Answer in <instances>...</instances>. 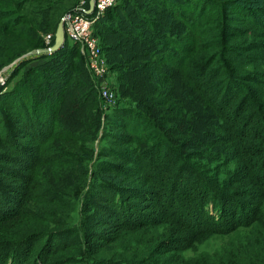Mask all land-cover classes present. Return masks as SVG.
<instances>
[{
    "label": "trees",
    "instance_id": "1",
    "mask_svg": "<svg viewBox=\"0 0 264 264\" xmlns=\"http://www.w3.org/2000/svg\"><path fill=\"white\" fill-rule=\"evenodd\" d=\"M35 1L41 5L37 9L38 21L19 11L21 0H0V4L6 6L0 8V65L22 49L44 47L39 46L38 30L42 29L45 18L54 7L46 0ZM134 1L118 0L92 24L97 38L99 30L106 32L107 37L101 35L104 40L99 43L101 51H108L105 59L111 69H116L118 91L131 93L133 104L118 103L110 117L105 115L108 122L123 131L111 133V140L119 142L120 147L108 143L100 145L93 164V170L98 172L92 170L88 173L93 181L79 201L81 210L84 206L86 210L88 206L91 208L87 215L91 224L106 225L103 229L107 233H88L90 239L108 238L106 243L118 241L119 230L124 227L138 230L161 226L163 229V217L167 216L168 209L157 207L154 216L149 215L145 221L136 220L138 212L131 201L138 196L150 199L152 195H156L154 200L157 201L164 188L173 189L182 184L178 192L192 188L181 193L187 198L181 206L190 213L187 219L190 222L187 224L183 218H176L174 212L167 222L191 231L195 226H201V220L208 221L205 214L211 209L217 213L213 223L219 225L218 230L230 232L240 226L247 228L244 233L236 235L233 242L223 246L224 253L213 263L264 264V212L261 210L264 172L259 176L255 169L259 164L264 165V159L261 161L264 156V0H145L146 6L155 10L152 18L145 14L147 9L141 12L139 3ZM156 14L167 17V22L159 23L163 31L150 37L144 28L153 32L159 22ZM111 34H117L119 39L107 40ZM52 41L53 37L50 43ZM78 51L75 44L64 39L55 50L37 53L34 61L26 65L27 69L39 65L32 75L38 82L36 92L31 88L30 93L23 89V106L15 95L8 100L3 98V102L12 108L13 103L19 102L18 112L23 114V125L13 131L8 125L5 130L3 117H0V144L8 148L0 152V161L12 163L13 168L19 165L5 173L22 181V186L19 185L20 191L13 196L0 184V264H45L48 257V262L68 264L73 259L70 253L78 249V235L68 225L79 199L77 189L70 191L68 182L61 185L48 181L49 174L57 172L60 166L64 170L72 166L70 162L76 163L74 154L59 140L67 139L70 145L74 139L84 138L63 126L61 115L65 93L76 86L75 76L69 74L73 68L79 70L78 78L85 72L78 62H81ZM64 68L65 75L62 76L60 72ZM84 75L83 79H86L88 74ZM139 77L145 80L142 87L136 84ZM71 79H74L73 85ZM89 80L83 82L87 85L85 92L69 99L75 114L80 116L77 118L79 127L93 126L81 121L84 117L94 116L96 123L99 117L96 99H90L97 95ZM186 109L196 116L211 118L209 122L213 123V128L225 134L219 137L227 146V151L221 154L235 158L233 172L246 170L244 174L252 178L245 190L237 191L212 173L189 166L186 167L192 170L195 187L189 181L188 173L185 177L183 173L187 170H184V163L180 164L181 154L171 144L175 143L176 147L184 144L182 142L188 144L190 137L174 132L176 123L184 120L189 131L194 132L192 142H197L194 141L195 132L200 131L194 128L199 121L187 119L188 114L183 117ZM234 119L236 123H233ZM16 121L11 117L8 123L15 124ZM97 125L94 126L97 128ZM228 131L232 135L226 134ZM21 135L28 137V141H22ZM51 139L58 140V143ZM130 142L133 145H128ZM48 143L53 151L47 152L45 146ZM164 149L172 155L158 162ZM260 151V157L254 156ZM199 152L206 156L211 149L206 147ZM54 157L60 160L52 159ZM62 158H66L65 161ZM21 170L26 173L18 174ZM105 172L137 178L133 181L136 183L134 191L123 195ZM23 181L28 183H24L25 190ZM257 186L263 193L262 200L257 197ZM64 187H68V195L63 191ZM65 196L69 198L64 199ZM84 230L83 235L88 229ZM133 243L127 244L125 252L118 254H123L120 264H156L159 261L148 243ZM64 250L66 255L56 256Z\"/></svg>",
    "mask_w": 264,
    "mask_h": 264
},
{
    "label": "rangeland",
    "instance_id": "2",
    "mask_svg": "<svg viewBox=\"0 0 264 264\" xmlns=\"http://www.w3.org/2000/svg\"><path fill=\"white\" fill-rule=\"evenodd\" d=\"M46 1L47 4H49V6H52L54 8L53 10H51L52 11L51 14H49L45 18L42 25V29L38 30V35L40 37L39 46H48L51 44L50 42L53 37L54 25L56 23L57 18H61V16L66 11L72 9L78 3L79 0H46ZM137 2L139 3V9L141 12L147 9L148 11H145V14L151 18L154 16L155 10L149 9V7L146 6L145 0H137ZM184 6L186 7V4ZM4 7L6 6L0 4V8H4ZM40 7L41 5L37 3L35 0H25L24 2L23 0H21V6L19 8V11L22 14L26 15L27 17L33 18L34 21H38L40 17L37 9ZM128 7H131L130 4ZM125 10H128V8L125 7ZM134 11H136V9H134ZM157 15L159 14H156V16ZM122 16L127 22L128 19H126L124 15ZM157 17H158L157 20L159 22H157L158 24L154 26L152 33L150 32L151 31L150 28L147 27L144 28V31L147 32V34L150 33V37L151 35L158 36L163 31L162 26H160L159 23L163 25L167 22V17L161 15ZM100 22L101 20L98 22V24ZM110 23L112 24V22ZM103 34L105 37H107L105 31H100V30L98 31V38L100 39L99 43L100 42L104 43V40L102 39L101 36ZM117 37H119L117 34H111L107 38V40H113ZM29 50L30 49H25V50L22 49L15 56L3 62L0 65V69L3 68L2 70L3 82L0 84V99L2 97V99L0 100V108L2 107L4 108V109L2 108L3 110L0 109V117L1 116L3 117L2 124L5 130H8V125L12 128V131L14 129L16 130L20 129L19 125H23V114L18 112L19 111L18 103L20 102V104L23 106V102L21 101L23 100V89L25 88L26 91H28V93H30L31 89H34V91L36 92V88L38 86L37 79L35 77L32 78V75L35 73L36 69H39L38 67L39 65H33L28 69L26 68L27 67L26 65L31 64L32 61H34L35 59L34 57L36 56V54L40 52L29 53L28 52ZM102 52H104L102 55L105 60V65L107 66L110 73L109 74L110 76H108L110 83L109 86L114 93V97L110 101H105V99L98 93V86L95 85V80L91 76L85 64V57L80 52L79 54L81 57V62L80 61L78 62L82 65L81 67L84 68L83 70H85V72L81 69L83 72L81 73L82 75H80V78H78L79 76L78 74H80L79 70L73 68V70L71 69L72 71L70 74L69 71L67 70L68 74L71 75V77L75 76L74 79L76 80L74 83H76V86L70 90L68 89L67 92L65 93L63 97V103L61 104V115L63 119L62 120L63 126L68 128L70 131H73V133H77L81 136H84V138L83 139L76 138L71 142L70 145L67 139L59 140V142L62 141L64 143V147L68 151H70V153L72 152L74 154L73 155V157L75 158L74 160L76 163H79V166H76L77 164L76 163L74 164V162H70L72 166L65 168L64 170H62L60 166V169L57 172L55 171L51 172L48 178V181L50 182L54 181V183L56 184L62 185L63 182L65 183L68 182L70 191L72 189H77V194L79 195L78 202L71 212V218L70 221L68 222L69 223L68 225L74 228V231L78 235L80 242L78 243L77 246L78 249L75 252L70 253L71 258L73 259L70 262H68V264H93L94 262L97 264H112V263L120 264L119 259L123 257L121 256L123 254H120L119 256L118 254L125 252V248L127 244L133 245L134 244L133 242L148 243V245L154 251L153 256L159 259L158 261L159 263L157 262L156 264H211V262L213 263L217 258L219 259V257L224 253L225 250L223 246L229 244L230 242H233L235 240L234 237L236 238V235L238 234L240 235L241 233H244L247 230V228L240 226L231 230L230 232H223L224 230H218L217 227H219V225L213 223V221L215 220L214 214L216 215L217 213L216 212L213 213V210L211 209H209V212L205 214L209 218L208 221L201 220L200 222L201 226H195V228L191 229V231L184 230L178 224H174L173 222H167L169 221V219H171L170 215L173 214L172 212H174L177 215L175 216L176 218L179 216L185 220V223L189 224L188 222H190L187 221L188 216H190V213H188V210L186 211V209L182 208L181 206V204L186 203L185 201L187 200V198H183L181 196V193L183 191H188V190L191 191L192 188H186L183 191L178 192L182 184H177L176 188L173 189L164 188V190L160 194H158L160 195L158 197V199L160 200L157 201L154 200V197L156 195H152L150 199H146V198L143 199L142 196H138L135 198L134 201H131V204L135 207V212L136 211L138 212V216L136 220L145 221L149 215L154 216L157 207L158 209H168L169 211L167 210L168 211L167 216L163 217L164 219L163 229H161V226H158L157 228L145 227L138 230L131 229L132 227H124L119 230L120 233L117 236L118 241H114V242L112 241L110 243H106L108 238H106L105 240H96L94 238L90 239L88 233H93L96 231L107 233L106 229H103L106 225L100 226L99 224H95V223L91 224L90 217H88L89 216L88 212L91 211V208L88 206L87 207L88 209L86 210L84 206V208H82L81 210L79 201L81 200L80 198L85 193V191L88 190L89 183L93 181V179H91V177L88 176V173L94 169L93 164L95 163V160L98 157L97 150L99 149L100 145L102 143H108L109 145L111 144L120 147L121 144L119 142L117 143V141L111 140L113 138L111 136V133L112 131H123L121 128L115 127L113 124L108 122V120L105 119V115L110 117L111 113H113L114 111L113 109L117 108L118 103L120 105L124 103L133 104V101L130 100L132 99L131 93L122 94L118 91L119 89L118 87H116L117 80H115L116 69L115 70L111 69L109 63L107 62V59H105L108 51L103 49ZM39 55H45V54H39ZM74 61H77V59ZM64 70L65 68L62 70V72H60L62 76L65 75ZM85 73L88 74L87 78L91 80L92 85L96 91L97 97L92 96L90 99L93 98L96 99L95 107L99 111L98 114L99 117L97 123L94 116H89L88 118L84 117L83 120L81 121L87 122L91 125L93 124V126H88L86 124L82 127H79L80 120L77 118H79L80 116L79 115L77 116L75 114L74 105L71 102H69V99H72L76 95L86 91L87 85L83 83L84 80H86L87 82V78L83 79V75ZM74 79H71L70 83H72ZM144 81H145L144 78L139 77L140 84L138 82H136V84L139 85V87H142L141 84H143ZM44 94H47L46 91H44ZM14 95L17 96V98L19 97L18 100L19 102L13 103V105L10 104L13 106L12 108L6 102L5 103L3 102V98L4 100L7 98L10 99L14 97ZM5 112H7V114H5ZM187 114L189 115L187 119H194V121H199L197 122V124L199 125L194 128L196 129L195 131L197 130L200 131V132H195L196 136L194 138L195 139L194 141L197 142L196 143L192 142V137L194 132L189 131V125H185L186 120H184L182 123H176L174 127L175 128L174 132L181 133L182 136L187 135L186 137H190L188 144L187 142H182L184 144H177L178 148L176 147L175 143L171 144L173 148L177 149L178 153L181 154L182 156L179 157L181 159L180 164L182 165V163H184L183 164V166L185 167L184 170L185 169L187 170L183 173L185 177L187 178V173H188V177L190 178L189 181H191L195 187V180L194 177H191L192 170H190L189 167L196 170L201 169V171H204V173H208V174L212 173L217 177L218 180H222L224 183L227 184L230 183V185L234 186L233 189H237V191L238 189L245 190L251 184L252 178L244 174L245 172H247L246 170L244 172H242L241 170H237L236 172H233L235 170L234 165L236 164L235 158H229V157L227 158L223 156L224 153L221 154L222 151H225L227 149V146L221 143L219 137L225 134L223 132H220L218 129L213 128L214 127L213 123L209 122L211 118L202 117L200 115L196 116L194 113L186 109L183 112V117L185 116L187 117ZM11 117H13V119H17L18 121H16L15 124L8 123L10 122ZM215 118L218 119L217 116ZM233 123H236L235 119L233 120ZM95 124L96 125L98 124L97 128L94 126ZM236 127L237 125L235 126L234 124L233 128L236 129ZM21 134H23V130ZM226 134L232 135L230 131L226 132ZM22 136L23 135H21V137ZM28 139H29L28 137L23 136L22 141H28ZM199 140H201V142ZM53 142L56 144L58 143V140H53ZM31 144H34V142H31ZM128 145H133V142H130ZM45 147H47L46 149L48 150L47 152L53 151L49 143ZM139 147L140 146H138V148H136L135 150L137 151ZM206 147H209V149H211V152L205 156V154H201L199 151L205 150ZM2 150H8L7 146L0 144V152ZM171 155L172 154L171 152L168 151V149H164L160 157L162 159L158 160V162L163 161V157L167 158ZM260 155H262L261 151L254 154V156H258V157H260ZM99 157H103V156H99ZM107 158H109V156H107ZM111 158L113 157H110V159ZM52 159H59V158L54 157ZM65 159L66 158H62V161H65ZM262 159H264V156L263 158L261 157V161ZM262 164H259L255 168L259 176L262 175L261 173L264 172V165L262 167ZM12 165H13L12 163H9L7 161H0V184L5 186V189L7 190L6 192L9 195L11 194L14 196V194L17 195V193L20 191L19 185L21 184L22 186L21 183L22 181L20 182L18 178L9 176L7 175V173H5L7 171L10 172L11 169L15 170L19 167L18 164H16L15 168H13ZM44 165L48 166L47 164ZM46 166H42V167H46ZM45 169H42V172H45ZM21 171L22 172H19L18 174L23 173L24 175L26 173L23 170ZM93 171L98 172V170L96 169ZM104 174H106L107 177H110L109 179H111V182H113L115 185H117V187H119L122 190L121 193L123 195L127 192L129 193L133 192L136 184L133 181L138 180L137 178L132 179L129 177H125V175L117 174V173L105 172ZM71 182L72 184H70ZM24 183L27 182L23 181V190L26 189V185ZM253 184L254 183L252 182V185ZM72 185H76L77 188H74ZM145 185L146 184H143V186ZM63 189H65L63 191H65L67 195L70 193L68 187H64ZM261 194L263 193H261L260 188L257 186V197L260 200H262V198L260 197ZM68 198H69L68 196H65L64 199H68ZM154 201L156 202L154 203ZM169 203L171 204L169 205ZM261 210L264 212V200L262 201ZM210 224L212 226H209ZM84 229H88V230L86 231L87 234L83 235V233L85 232ZM108 234L110 236L115 235L110 233ZM56 240L53 243H56ZM62 255L63 256L66 255L65 250L62 253L58 252L56 254V256L59 257ZM48 258L45 264H56L54 262H50V261L48 262ZM149 264L151 263L149 262Z\"/></svg>",
    "mask_w": 264,
    "mask_h": 264
},
{
    "label": "built area",
    "instance_id": "3",
    "mask_svg": "<svg viewBox=\"0 0 264 264\" xmlns=\"http://www.w3.org/2000/svg\"><path fill=\"white\" fill-rule=\"evenodd\" d=\"M89 1V0H88ZM79 0L78 3L62 16L63 40L73 43L85 57V64L98 86V93L110 101L114 97L110 89L109 70L98 42L97 36L93 33V21L103 11L115 4L118 0H92V6L88 11L89 2ZM3 68L0 69V84L3 82Z\"/></svg>",
    "mask_w": 264,
    "mask_h": 264
},
{
    "label": "water",
    "instance_id": "4",
    "mask_svg": "<svg viewBox=\"0 0 264 264\" xmlns=\"http://www.w3.org/2000/svg\"><path fill=\"white\" fill-rule=\"evenodd\" d=\"M89 7L88 11L92 6V0H89ZM63 29H62V18H59V20L56 23L54 32H53V41L50 45L44 46V47H38V48H32L28 52L29 53H37V52H50L52 50H55L58 48L62 42H63Z\"/></svg>",
    "mask_w": 264,
    "mask_h": 264
}]
</instances>
